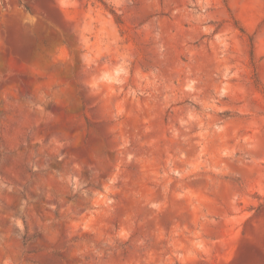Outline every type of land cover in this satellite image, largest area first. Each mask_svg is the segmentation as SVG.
Listing matches in <instances>:
<instances>
[{"label":"rangeland","instance_id":"rangeland-1","mask_svg":"<svg viewBox=\"0 0 264 264\" xmlns=\"http://www.w3.org/2000/svg\"><path fill=\"white\" fill-rule=\"evenodd\" d=\"M0 264H264V0H0Z\"/></svg>","mask_w":264,"mask_h":264}]
</instances>
